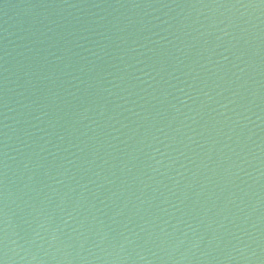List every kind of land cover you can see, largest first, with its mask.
I'll return each mask as SVG.
<instances>
[{"label":"water","instance_id":"obj_1","mask_svg":"<svg viewBox=\"0 0 264 264\" xmlns=\"http://www.w3.org/2000/svg\"><path fill=\"white\" fill-rule=\"evenodd\" d=\"M0 264H264V0H0Z\"/></svg>","mask_w":264,"mask_h":264}]
</instances>
